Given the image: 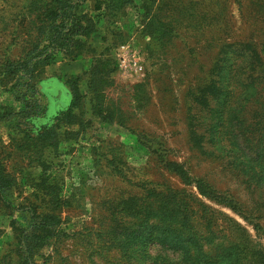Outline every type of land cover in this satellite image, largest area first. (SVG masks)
<instances>
[{"label":"rangeland","instance_id":"obj_1","mask_svg":"<svg viewBox=\"0 0 264 264\" xmlns=\"http://www.w3.org/2000/svg\"><path fill=\"white\" fill-rule=\"evenodd\" d=\"M101 2L88 0L85 9L98 27L93 45L109 44L115 61L110 83L102 89L113 122L87 113L79 138L60 144L56 152L33 144L19 147L10 126L0 124V161L17 180L7 199L15 206L59 216L65 233L42 250L37 263L190 264L187 258L192 256L199 264L215 260L255 264L254 254L264 251V192L254 193V184L222 168V155H228L224 150L237 154L238 149L231 138L226 140L214 130L221 127L217 113L224 102L230 106L234 101L226 77L217 75L218 62L224 64L218 72L222 75L232 60L251 50L248 44L264 49V0H154L153 11L165 26L162 32L168 30L163 38L150 36L141 22L142 0L126 5L116 17L96 10ZM27 5L28 0H0V44L13 38ZM250 55L244 58L251 59ZM92 63L90 56L75 61L59 56L46 69L45 78L64 85ZM79 84L81 92L88 93L86 77ZM257 92L261 103L254 97L248 104L241 96L236 107L264 109V75ZM204 97L209 105L203 103ZM2 107L21 109L4 83H0ZM71 129L79 130V125ZM237 131L243 140V129ZM39 150L43 167L28 160L29 156L34 162ZM173 162L224 193L216 199L202 195L173 173ZM159 185L166 196H156ZM230 196L239 205L226 199ZM137 204L144 210L136 209ZM168 208L174 210L172 216H167ZM12 216L26 225L21 211L0 216V264H21ZM210 217L215 223L211 235L206 225ZM165 224L180 233L194 228L199 247L181 250L184 247H163L153 241L151 226ZM237 251L248 253L249 259L237 260ZM179 254L183 256L178 259Z\"/></svg>","mask_w":264,"mask_h":264},{"label":"trees","instance_id":"obj_2","mask_svg":"<svg viewBox=\"0 0 264 264\" xmlns=\"http://www.w3.org/2000/svg\"><path fill=\"white\" fill-rule=\"evenodd\" d=\"M87 2L88 0H28L25 14L14 27L15 33L11 34L13 38L5 45L0 44V52L3 51L0 53V83L8 87L14 101L21 105L18 111L11 107L0 108V124L5 123L10 126L11 137L21 142L19 147L33 144L39 146L40 150L51 149L56 152L60 144L79 138L85 123L83 116L87 113L90 112L91 117L97 116L102 121L114 120L113 112L103 104V86L106 87L110 83L111 74L115 70L113 67L115 61L111 57L109 44L105 48L93 45V36L98 32V27L95 19L86 12ZM133 2L134 0H102L95 5V9L102 10L106 17H116L122 14L126 5ZM153 6L154 0H142L141 22L144 23L150 36L157 34L163 38L168 30L162 32L165 26L158 19V13L153 11ZM112 32L116 33L114 30ZM107 40V36H102L104 44ZM247 47L251 50L244 51L238 59L232 60L227 72L222 75L218 72L224 64L222 61L218 62L217 75L226 77L224 81L234 101L230 106L228 102H224L223 110L217 113V117L220 116L217 120L221 127H217L214 131L220 137L227 138L226 140L235 139V142L230 140L229 142L231 145L235 144L238 149L237 154L231 149L224 150L228 155H222V168L230 170L234 177L254 184L253 192L256 193L259 190L264 192V109L259 111L260 108H247L243 111L236 107V104L241 96L248 104L253 103L254 97L257 98L254 102L261 103L257 91L264 75V49L257 50L254 44H248ZM246 53L251 54V59L244 58ZM59 56L72 61L90 56L93 63L82 75L68 78L63 85L59 79L45 78L46 69ZM83 76L86 77L88 87V93L85 94L81 92L79 84ZM211 86L217 87L216 83ZM220 93H216V96H221ZM202 101L205 105H209L210 101L206 97ZM85 102L88 103L87 107ZM226 112L228 120L225 119ZM209 114L212 117V113ZM245 123L248 124L245 126ZM76 125H79V130L71 129ZM238 128L243 129L241 133L243 140H239ZM40 150L37 158L33 156L34 162L24 153L28 156L31 165L34 163L43 167V151L40 153ZM40 158L41 160L38 161ZM174 163L171 165L176 169L173 173L181 176L185 182L190 181L194 184L202 195L216 199L220 193H224L205 177L192 176L190 172H186L184 165ZM16 184V178L7 173L0 161V216L6 214L11 216L14 211L23 213L25 226L13 216L10 220L17 241L16 250L21 264H38L37 257L42 250L53 241L61 239L65 233L60 228L59 216L38 213L34 207L15 206L9 201L6 195ZM165 192V188L161 185L157 186V197L166 196ZM168 193L171 194L173 191L168 190ZM232 197L226 199L236 207L239 202ZM254 206L255 204L253 208ZM136 209L144 210L138 207V204ZM173 213L174 210L170 208L166 210L167 216H172ZM199 217L202 218L203 215H198ZM258 217L261 219V216H257L256 220ZM210 219L211 217L206 224L209 225V235L215 233V223ZM151 229L153 241H157L163 247H179V249L184 247L181 250L186 246L199 247L195 239L200 238L194 228L188 233L177 232L167 224L152 225ZM221 231L223 232L224 229ZM236 244L240 246L237 241ZM235 254L236 257L238 256L237 260L242 256L245 261L249 259V254L243 251H237ZM182 256L179 254L178 259ZM254 256L258 257L255 264H264V251H258ZM188 257L190 264H199L197 258L191 260L192 256ZM213 262L218 264L217 260Z\"/></svg>","mask_w":264,"mask_h":264}]
</instances>
